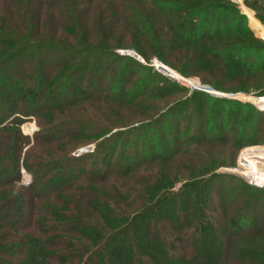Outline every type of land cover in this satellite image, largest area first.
I'll list each match as a JSON object with an SVG mask.
<instances>
[{"label": "trees", "instance_id": "obj_1", "mask_svg": "<svg viewBox=\"0 0 264 264\" xmlns=\"http://www.w3.org/2000/svg\"><path fill=\"white\" fill-rule=\"evenodd\" d=\"M244 21L228 0H0V264H263V251L238 253L227 236L253 218L243 209L258 186L212 171L172 191L162 165L202 141H227L229 116L250 102L196 89L155 117L126 122L122 105L164 76L116 54L108 37L127 26L138 53L182 74L251 73L264 44ZM140 69L149 79L136 77ZM82 100L104 103L108 120L71 113ZM28 115L38 125L31 138L18 125ZM78 139L93 149L70 155ZM21 166L31 179L14 189ZM223 193L237 198L229 211Z\"/></svg>", "mask_w": 264, "mask_h": 264}, {"label": "rangeland", "instance_id": "obj_2", "mask_svg": "<svg viewBox=\"0 0 264 264\" xmlns=\"http://www.w3.org/2000/svg\"><path fill=\"white\" fill-rule=\"evenodd\" d=\"M232 2L238 10L243 13L245 17V26L250 30L252 41L254 39L258 40L261 45L264 44V0H228ZM258 24V25H257ZM121 25V24H119ZM122 28L112 30V33H109L108 37L114 43H112L113 51L118 55H129L134 59L138 60L144 66H148L149 71L154 70L164 78L152 80L153 82L149 84L148 90H151V93L141 95L136 98L138 101L135 105H122L126 109L127 121H134L136 119L142 118V120H147L151 117H155L160 114L163 110L171 107L172 104L183 99L187 96L191 90H202L203 92L209 95V92L214 93L213 95L224 96L220 94H226L229 98H237L240 100H246L250 102L252 106L249 109L242 108L239 110V114L236 112L234 116H229V121L227 126L224 129V137L228 138L227 141L222 143L206 142L202 141L197 145L191 146L190 154L178 153L176 159H171L168 162L162 163L165 166L167 174L169 175L170 184L168 190L176 191L183 182L192 179V177H203L209 175L210 172H225L236 175L242 180L246 181V177L243 175H249L255 172V177H260L264 171V162L255 163L252 160H247V158L254 153L264 152V49L262 51L263 62L261 63L260 69H252L251 73H246L237 69H222L221 74L216 70H213L212 73L206 71L201 72L199 75L196 73L182 74L177 70L176 67L167 64L157 58L154 54H148V58L143 57L140 53L136 51L135 48L129 45V43L139 42L138 38L129 33L127 26L121 25ZM124 30V31H123ZM127 31V32H125ZM128 49L129 54L120 53L121 50ZM134 51L138 56L142 58V61L135 57L134 54H131ZM131 52V53H130ZM153 59V63L151 60ZM155 60L162 62L166 65V68L174 71L181 78L186 80H191L198 82L200 86H193L191 82L187 83L180 79H176L172 75H167L164 68H159V65H155ZM134 64L131 63L129 67H133ZM157 67L160 69L158 70ZM243 74L242 76L234 75L233 81L232 74L237 73ZM137 76L146 78L145 69H140L136 74ZM172 76V77H171ZM167 81L171 82L173 85L167 84ZM210 86V87H209ZM161 87V88H160ZM216 89V90H215ZM158 90V92L156 91ZM170 90H173L171 92ZM165 92H169L166 93ZM165 94V95H163ZM263 94V95H261ZM211 96V95H210ZM204 98L201 95L193 98V102L200 103ZM194 103V105H196ZM191 104V103H190ZM190 107L188 104L187 109ZM230 107L231 104L227 105L224 109ZM223 109V110H224ZM85 111L89 110V114H94L97 112L99 119L108 120L107 114L109 113L108 108L104 103L82 100L79 101L76 105L70 109L71 113L74 115L85 114ZM133 114V115H132ZM86 115V114H85ZM95 115V114H94ZM177 113L173 112L169 120L174 121ZM83 116V115H82ZM210 116V117H209ZM189 117V116H188ZM182 119V123H187V119ZM209 121L214 117L207 115ZM109 123V122H108ZM111 126H118L117 123H110ZM122 124V123H121ZM125 124V122L123 123ZM182 124V125H183ZM22 133L28 135L30 138L34 130L38 128L33 116H26L18 124ZM187 125V124H186ZM171 129V124H169ZM112 129H116L112 127ZM168 129V130H170ZM223 134V132L221 133ZM169 138H174L172 134ZM178 136V134H177ZM179 137V136H178ZM182 139V136L179 137ZM169 141V140H168ZM94 142L91 139H78L73 141L68 152L70 155H77L76 150L87 144H92L94 147ZM169 143L172 144L170 140ZM181 144V143H180ZM189 146V147H190ZM75 165V164H74ZM140 168H149L156 169L154 164H143ZM132 175L129 173L128 176ZM114 177L116 175H113ZM112 177V176H111ZM120 178V177H117ZM122 178H125L122 176ZM31 179L30 173L24 169L22 166L19 170V177L13 181L12 185L14 189H17L20 186L27 185ZM128 180V179H126ZM216 182V181H215ZM212 183V187L216 186L217 183ZM133 184V181H129ZM227 183V182H226ZM226 186V184H225ZM224 186V187H225ZM261 192H258V191ZM257 193V201L251 202L244 207V211L250 219L245 220V223L239 225L241 228H237L235 231H231L227 236L230 238L229 245L236 252H243L246 250H260L264 252V188L257 187L255 191L249 190L248 195H253ZM223 208H228L230 206L236 205V199L234 197L228 196V194L223 193ZM230 208L227 209L229 211ZM239 213V211H237ZM236 212V213H237ZM231 213V211L229 212ZM234 214V213H233ZM256 217V219L254 218ZM240 224V223H239ZM238 226V225H236ZM232 229V228H230ZM254 264V263H247ZM264 264V260H263Z\"/></svg>", "mask_w": 264, "mask_h": 264}, {"label": "built area", "instance_id": "obj_3", "mask_svg": "<svg viewBox=\"0 0 264 264\" xmlns=\"http://www.w3.org/2000/svg\"><path fill=\"white\" fill-rule=\"evenodd\" d=\"M127 50L128 49H124V50L122 49L120 51V53L129 54V52H127ZM136 56H137V58H139L142 61V58L140 56H138L137 54H136ZM151 62L152 63L154 62L153 59L151 60ZM157 69L160 70L158 67H157ZM166 71H167V75H169V74L171 75L172 74V72H171L172 70L169 69V70H166ZM85 147H86L85 148V151H89V150H92L93 149L92 144H87V145H85ZM78 153L76 152V154H78ZM254 174H255V172H253L252 174H249V175H246V174L243 173V175L246 177L247 183H249L250 185H253V186L264 187V171H263V173H262V175L260 177H255Z\"/></svg>", "mask_w": 264, "mask_h": 264}, {"label": "bare ground", "instance_id": "obj_4", "mask_svg": "<svg viewBox=\"0 0 264 264\" xmlns=\"http://www.w3.org/2000/svg\"><path fill=\"white\" fill-rule=\"evenodd\" d=\"M247 160H252V161H254L255 163H261V161L264 162V152L251 154V155L247 158Z\"/></svg>", "mask_w": 264, "mask_h": 264}, {"label": "water", "instance_id": "obj_5", "mask_svg": "<svg viewBox=\"0 0 264 264\" xmlns=\"http://www.w3.org/2000/svg\"><path fill=\"white\" fill-rule=\"evenodd\" d=\"M131 54H134L135 57H137V56H136V53H135L134 51H132ZM158 65H159V68H164V69H166V65H165L164 63L160 62ZM209 93L214 94V93H212V92H209ZM220 95L227 96L226 94H220Z\"/></svg>", "mask_w": 264, "mask_h": 264}]
</instances>
